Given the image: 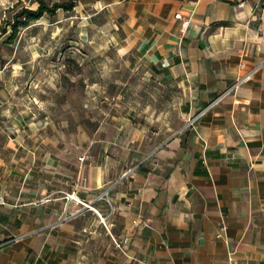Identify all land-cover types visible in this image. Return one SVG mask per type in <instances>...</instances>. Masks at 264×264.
Wrapping results in <instances>:
<instances>
[{"label":"crops","instance_id":"0c3cea01","mask_svg":"<svg viewBox=\"0 0 264 264\" xmlns=\"http://www.w3.org/2000/svg\"><path fill=\"white\" fill-rule=\"evenodd\" d=\"M118 2L122 49L177 116L150 133L115 116L72 157L44 153L0 205V264H264V0Z\"/></svg>","mask_w":264,"mask_h":264},{"label":"rangeland","instance_id":"374dc122","mask_svg":"<svg viewBox=\"0 0 264 264\" xmlns=\"http://www.w3.org/2000/svg\"><path fill=\"white\" fill-rule=\"evenodd\" d=\"M52 2L53 0H47ZM0 0V17L13 4ZM126 7L118 0H78L0 36V192L22 203L44 153L72 157L115 116L148 133L177 116V91L156 78L134 51L124 52ZM78 148H77V147ZM72 151V152H71Z\"/></svg>","mask_w":264,"mask_h":264},{"label":"trees","instance_id":"16d2710c","mask_svg":"<svg viewBox=\"0 0 264 264\" xmlns=\"http://www.w3.org/2000/svg\"><path fill=\"white\" fill-rule=\"evenodd\" d=\"M35 7L13 4L0 17V36L7 34L6 42H11L22 27L41 18L43 15L53 16L58 10L70 11L78 0H34Z\"/></svg>","mask_w":264,"mask_h":264},{"label":"built area","instance_id":"2783aa9c","mask_svg":"<svg viewBox=\"0 0 264 264\" xmlns=\"http://www.w3.org/2000/svg\"><path fill=\"white\" fill-rule=\"evenodd\" d=\"M241 4V3H240ZM175 17L177 18H180V14L179 13H175L174 15ZM248 77V74L244 75L243 77H241V79L237 80L234 85H236L239 81L243 80V79H246ZM203 111H201L200 113L196 114L195 116L193 117H190L188 120H187V125H193L195 119L202 113ZM89 156L88 155H83V156H80L78 159L79 160H84V159H87ZM65 196L67 198H70V199H76L75 196H74V191L70 192V193H65ZM99 198H103V195H101ZM5 204V199L3 197V195L0 194V205H3ZM84 205H87L88 204H84ZM95 213L100 217V214L95 210ZM101 218V217H100ZM224 226L221 227V229H219V231L216 233V236L217 237H223L224 236ZM111 239H112V242L113 244L118 247L119 249H121L127 242H128V237L127 236H123L122 238H114L113 236H111Z\"/></svg>","mask_w":264,"mask_h":264}]
</instances>
